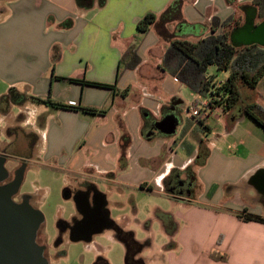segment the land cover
<instances>
[{"label": "crops", "instance_id": "obj_1", "mask_svg": "<svg viewBox=\"0 0 264 264\" xmlns=\"http://www.w3.org/2000/svg\"><path fill=\"white\" fill-rule=\"evenodd\" d=\"M174 1L0 0V118L15 112L13 136L25 125L40 160L59 166L68 175V188L93 186L103 195L107 219L116 228L105 226L102 233L111 231L126 248L123 235L143 245L136 257L141 264H148L143 252L153 244H143L131 231L137 209L130 220L111 215L109 197L115 190L120 196L126 188L140 189L172 200L170 211L153 209L171 240L160 252L171 255V263L160 264H264V224L248 221L264 219V128L243 110L222 108L199 124L187 111L210 100L160 70L169 43L159 35V21L145 36L138 33L146 15L160 17ZM182 16V23L166 26L179 39L195 43L218 27L217 34L228 32L236 48H264V35L259 43L253 39L264 21L254 0H182ZM131 46L141 64L123 69L121 58ZM263 87L264 79L259 94ZM187 89L193 93L189 101ZM11 91L24 97L23 104L3 101ZM245 95L240 107L252 99ZM35 99L106 114L54 109ZM171 109L179 125L174 135L162 136L153 127ZM125 132L131 144L122 159ZM206 134L216 142H206ZM203 150L205 162L197 165ZM189 168L193 194L168 192L171 173ZM99 182L108 185L107 193Z\"/></svg>", "mask_w": 264, "mask_h": 264}, {"label": "rangeland", "instance_id": "obj_2", "mask_svg": "<svg viewBox=\"0 0 264 264\" xmlns=\"http://www.w3.org/2000/svg\"><path fill=\"white\" fill-rule=\"evenodd\" d=\"M208 74L214 76L218 83L229 76L227 72L219 71L215 67H211ZM241 93L242 101L247 98L245 94H250L252 99H249L248 103L259 102L264 106V87L259 94V90L242 86ZM192 97L193 93L187 89L184 99L189 101ZM30 107L31 112L37 110L36 107ZM14 113L0 118V153L6 152V155L11 156L5 165L10 180L14 179L17 171L24 168L23 182L14 201L18 203L22 197H28L31 206L43 214L44 223L39 231V241L46 248L48 264H96L99 257H104L109 264H127V248L111 234V231L94 236L90 242H73L70 233H66L61 243L56 244L60 234L59 224L63 222L70 225L78 212L74 200L67 199L64 195V190L70 186L67 181L68 175L60 170L59 166L48 165L49 163L40 160L39 149L34 148L33 137L25 134L27 128L25 125L22 124L23 128L16 130L17 138L13 136L14 131L9 127L18 123ZM205 138L206 142L210 140L216 142L214 136L206 134ZM21 159L26 161L23 162ZM98 186L101 192H108L107 184L99 182ZM72 191L76 192L73 188ZM171 203L172 200L164 195L131 188H126L120 196L118 190H115L109 197V212L113 217L126 216L130 220L132 213L137 209L139 219L132 222L131 231L143 244L148 242L153 244L143 252L144 260L148 264H160L163 259L171 263V255L165 254L164 258L160 253L163 246L171 247V240L164 234L162 222L153 211L156 208L170 211Z\"/></svg>", "mask_w": 264, "mask_h": 264}, {"label": "trees", "instance_id": "obj_3", "mask_svg": "<svg viewBox=\"0 0 264 264\" xmlns=\"http://www.w3.org/2000/svg\"><path fill=\"white\" fill-rule=\"evenodd\" d=\"M254 5L259 9L260 18L264 20V0H254ZM159 21L160 37L169 43L166 49L160 70L165 74L175 77L179 82L187 86L194 94L202 98L209 99L210 107H220L224 111H232L241 109L245 114L252 118L258 125L264 128V106L258 103H248L244 107H240L242 103L241 87L246 86L251 90H257L260 83L264 79V48L258 46H250L244 48H236L229 41L228 32L221 30L217 34V28L212 29V35L198 42H189L177 38L171 33L166 26L173 23H182V0H175L160 16L154 14L146 15L138 24V33L145 36ZM141 64V58L138 55L137 48L131 46L122 56L120 65L123 69L134 70ZM211 67L217 68L229 74L228 78L220 85L215 84L214 76H209L208 71ZM72 81V80H70ZM88 85L99 86L114 90V86L100 85L96 83H88ZM21 95L15 91H11L5 96L3 101L11 100L16 105L23 104ZM37 102L49 105L54 109H66L80 111L90 115H104L106 111L94 108L74 107L65 105L51 99L40 100ZM199 124H203L202 121ZM131 144V138L126 132L121 138L122 159L126 157V153ZM206 155L204 150L201 151L196 164H204ZM193 170L191 168L185 171H173L166 179V189L168 192H178L175 190L173 183L181 181V175H188L192 183ZM70 188L64 190V195L70 199ZM188 195H192L189 189ZM185 194V195H187ZM255 221L264 224V219L259 217H250L248 221ZM65 224L61 222L59 224Z\"/></svg>", "mask_w": 264, "mask_h": 264}, {"label": "water", "instance_id": "obj_4", "mask_svg": "<svg viewBox=\"0 0 264 264\" xmlns=\"http://www.w3.org/2000/svg\"><path fill=\"white\" fill-rule=\"evenodd\" d=\"M264 35V21L257 27L255 37L259 43V37ZM238 109V108H237ZM241 113V109H238ZM179 120L175 115V109H171L161 121L154 124L153 130L162 136H172L176 133ZM7 155H0V264H48L44 256V247L37 243L38 233L44 223V216L33 208L27 198L23 202L16 203L14 197L19 193L24 168L17 171L13 181L5 183L10 174L5 165ZM77 211L84 216L89 211L90 202L82 198V204L74 199ZM92 223L85 221L80 226V232L71 234V241L90 242L93 236L101 234L105 225L93 227ZM128 262V260H126Z\"/></svg>", "mask_w": 264, "mask_h": 264}, {"label": "flooded vegetation", "instance_id": "obj_5", "mask_svg": "<svg viewBox=\"0 0 264 264\" xmlns=\"http://www.w3.org/2000/svg\"><path fill=\"white\" fill-rule=\"evenodd\" d=\"M7 103V102H6ZM5 103V105H6ZM6 155L7 153H0V155ZM11 158V156L7 155V159ZM16 174V173H15ZM185 181L182 180V177H180L181 181L179 183L174 184L173 186L175 188L176 191H178L181 194H187V192H189V183H190V177L188 175L185 174ZM15 177V175H14ZM13 180H10V178L5 182V183H9ZM18 195V194H17ZM16 195V196H17ZM15 196V197H16ZM14 197V198H15ZM70 199H75L77 198L79 200V202L82 204V210L85 212V208L83 206L82 203V198H86L87 200H89L90 202V208L88 212L84 213V216L81 215L79 212H77L78 216H75L73 219L72 224H62L59 226V237L57 239V245H59L61 243L62 237H64V235L67 232H70V237L72 233H76L77 231L80 232V226L83 225V223L85 221L87 222H91L92 223V229L93 227L99 226V225H105V226H112L114 228L115 224L111 223L108 221L107 219V212L105 211L104 207H103V195L93 186H86L81 190H76V192H73L71 190L70 194H69ZM24 198H27L30 202V199L28 197H22L21 201H19L18 203L23 202ZM124 239L127 242V249H128V264H141L140 261H138L136 259V257L141 253L142 249H143V245L141 246L140 244L135 243L131 237L129 235H123ZM37 243L39 244V246L44 247V256L46 255V248L44 246V244H42L39 241V233H38V238H37ZM46 258V256H45ZM96 264H107V262H105L102 259H99Z\"/></svg>", "mask_w": 264, "mask_h": 264}, {"label": "built area", "instance_id": "obj_6", "mask_svg": "<svg viewBox=\"0 0 264 264\" xmlns=\"http://www.w3.org/2000/svg\"><path fill=\"white\" fill-rule=\"evenodd\" d=\"M218 109L220 107H210L209 103H204L201 106H192L187 112L190 117L204 123L209 118L217 116Z\"/></svg>", "mask_w": 264, "mask_h": 264}]
</instances>
